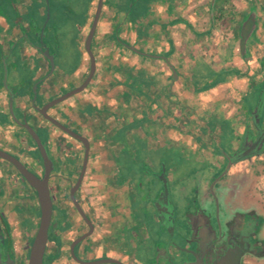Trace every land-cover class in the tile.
Instances as JSON below:
<instances>
[{
  "label": "crops",
  "instance_id": "0c3cea01",
  "mask_svg": "<svg viewBox=\"0 0 264 264\" xmlns=\"http://www.w3.org/2000/svg\"><path fill=\"white\" fill-rule=\"evenodd\" d=\"M97 2L51 0L46 39L55 67L48 75V62L29 42L38 43L44 0H0V147L37 166L26 153L33 152L30 139L8 109L13 93L15 114L39 129L54 159L58 229L49 248L53 253L59 243L66 264H86L70 252L88 226L65 210L83 146L44 122L32 106V86L41 80L36 105L42 106L84 82L90 69L84 41ZM251 11L255 26L243 54L240 29ZM90 47L94 72L87 85L48 109L88 143L77 196L93 230L74 247L80 259L167 264L174 251L165 245L152 206L167 186L187 198L179 213L189 218L197 244L202 235L214 237L207 225L211 194L226 207L251 205L264 215L254 188L264 160L233 162L208 195H198L250 132L249 109L264 72L258 69L264 63V0H103ZM162 175L164 186L157 179ZM27 195L20 175L0 160V218H13ZM243 264H264V254L244 256Z\"/></svg>",
  "mask_w": 264,
  "mask_h": 264
},
{
  "label": "flooded vegetation",
  "instance_id": "af4514ba",
  "mask_svg": "<svg viewBox=\"0 0 264 264\" xmlns=\"http://www.w3.org/2000/svg\"><path fill=\"white\" fill-rule=\"evenodd\" d=\"M44 3H45V19H44V22H43V25L41 26V28L36 32L38 43L35 44L33 41H29L30 44L34 48H36L42 55H43L42 50H39L38 46H39L40 32H41L43 26H44L43 41L45 44L48 45L49 52L53 54V52L50 50V45L48 44V41L46 39V35H47L48 29H49L50 24H51V0H48V6H49V18L48 19H46L47 4H46L45 0H44ZM95 11H96V9H95ZM93 18H94V15H93ZM93 18H92V21H93ZM92 21H91V23H92ZM90 26H91V24H90ZM240 31H241V29H240ZM86 37H87V35H86ZM85 40H86V38H85ZM84 44H85V41H84ZM84 49H85V47H84ZM44 58L48 62V60L45 56H44ZM48 64H49V62H48ZM258 69H259V72H261V73L264 71V63L263 62L260 64ZM53 70H52V72H53ZM49 71H50V68H49ZM49 71H48V75L52 73V72L49 73ZM40 81L41 80H38L35 83H37V82L39 83ZM38 83H37V85H38ZM32 88H33V86H32ZM257 88H259V89L256 93L255 101L253 102L251 108L249 109L248 118H249L250 132H248L244 135V138L239 142L238 148L233 152V154H232L233 156H231V158L238 156V159H235V161H233V162L248 161L249 159H252V158H255L258 161L264 160V99H262V96L260 94L264 88V72H263V76L261 78V82H259V85L257 86ZM63 94H61V95H63ZM61 95H59V96H61ZM57 97H55V98H57ZM36 98H37V86H36ZM13 99H14V97H13ZM53 99H51V100H53ZM9 100H10V98H9ZM51 100H49V101H51ZM31 101H32V106H33L32 97H31ZM49 101H47V102H49ZM34 104L36 105V100L34 101ZM36 106H38V105H36ZM42 106H38V107L40 108ZM8 109H9V102H8ZM47 113H48V110H47ZM38 114L43 118L44 122L57 127L52 122H50L49 120L44 118V116L41 113L38 112ZM51 117H53V116H51ZM11 118H12V116H11ZM19 119H21V118H19ZM54 119H56V118H54ZM12 121L17 125L18 128H20L22 131H24L25 134L30 139V143L32 145L33 152L26 151V153L28 155H30V157H32L33 159L37 160V163H36L37 166L33 167L31 165V163H28L23 157H19L13 153L1 148V147L0 148L4 151H7L8 153L14 155L16 158L21 160L29 170H31L34 173H36L37 175L41 176L42 172H43V165H42L41 157L39 155V151H38L36 145L32 141L28 132L23 127L19 126L13 120V118H12ZM57 121H59V120H57ZM60 123H62V122H60ZM58 129L61 132H63L64 134H66L70 139H74V140L80 142L79 140H77V139L73 138L72 136L68 135L67 133H65L60 128H58ZM35 130L37 131L40 139L46 143V149L48 151L50 158L53 161V169L50 171V175H49V188H50V195H51V200H52V215H51V222H50V226H49L48 240H47V244H46L45 252H44V256H43V264H66V262L63 259H61L60 250H59V248H60L59 243L55 244L56 248L59 251L57 250V251H54L53 253H51L50 248H49L50 243L53 241V233L58 229V228H55V218L53 216L54 198H53V191L51 189V182H50L51 176H52V173L54 170V159H53V156L51 155V153L49 151V146L47 144V140H45L44 138L41 137V134L39 133L38 128L37 129L35 128ZM258 138H259V142L257 143V145L253 149L249 150V148L257 141ZM80 143L83 146L82 142H80ZM247 150H249V151H247ZM84 151H85V148L83 146V156H84ZM242 153H245V154L241 155ZM83 156H82V163H83ZM228 157H230V156H228ZM228 157L226 158L225 164L222 166V168L220 170H218L216 172H212L209 175V178H208V181L206 183L205 188H201L199 190L198 195L201 194L200 197H204L203 195H208L210 192V189H212L215 186L216 182L226 175L225 173L228 172V170L231 167V164L233 163L232 162L230 164L229 168L226 169V166L228 163ZM261 158H263V159H261ZM87 159H88V157H87ZM0 160L6 162L12 168H14V170H16V168L11 163L6 161L5 159L0 158ZM82 163H81L79 171L77 172L75 180L70 185V187L67 191V199L69 202V207L65 208V210L68 214H71V212H73L77 217H79L82 220V222L84 224H86V226H88V230H87V232H85L84 234H82L76 240L73 241V243L71 244L70 256L72 258H74V260L79 262V263L93 262V261H99V260L100 261L96 262V264H98L100 262L114 263V262L108 261V260H116V259H112V258H102V259H96V260H92V261H83L74 252V247L77 244L81 243L84 239H86L93 230L92 222H91L90 218L87 216L86 212L81 207V205L78 201V196H77V192L79 191V187H80V184H81L83 177L80 181L79 186L76 188V190L74 192V198H75L76 202L78 203V205L80 206L81 210L84 212L86 217L89 219V221L92 225V228H90L88 223L82 217V215L78 211L77 207L75 206V204L71 198V189L74 187V185H75V183L79 177V174H80V171L82 168ZM16 172L20 175L23 182L26 184L27 188L31 191V196L27 195L26 198H24L23 200H20L19 210H18L17 214L12 216L13 218H11L9 221H7L3 218H0V264H27L30 246H31V243L33 241L35 232L37 230L38 222H39V216H36V214H35V212L37 210L39 211L36 192L33 188H31L28 185L26 180L22 177V175L17 170H16ZM84 172H85V170H84ZM160 175L161 174H159L158 176H160ZM83 176H84V174H83ZM157 179L160 180L161 185L164 186L166 178L164 179V176H163L162 178L159 177ZM164 190H165V187L162 188V193L159 196V198L152 201L153 202L152 206H153V209H154L156 216L158 217L159 224L166 231L167 237H166L165 245H166L168 250L174 251V254L168 253V258H167L166 263L167 264H191V263L195 264L193 255L190 252H188L187 250H194L198 253V246L199 245L197 244V241L193 238V233H192L193 230H192V226L189 222V218L185 215L184 212L179 213V209L185 205L187 198L182 193H180L179 191L178 192L176 191L172 194L170 188L168 189V186H167L170 203L172 205V214H173V218H174L173 240L175 242V246H173L172 244L169 243L168 230H167V226H166V220L168 219V214H169L170 208L168 206H165V202L163 199ZM211 197H212L213 203L211 205L210 212L208 213L209 215L207 216L209 218L207 225L209 227H211L212 228L211 231L214 232V237L210 241V244H209V245H211V247L209 248L211 250V252L217 253V251L221 249L220 247H222V241L224 239L225 240L228 239V236H229L228 230L231 228V226L234 224V222L237 219H240V218L251 219V218H253L256 221V226H254L253 234L250 236V242L253 244V248L248 249L246 246L241 245L244 247L245 253L242 256L239 264H243V257L244 256L262 255V253L264 254V236L261 235V229H262V226L264 224V215L260 214L259 212H256L251 205L246 206V208L243 206L241 207L239 205V206H237V208L232 209V206H228V207L224 206V204L221 202L220 197L217 194H214V195L211 194ZM164 213L166 215H164ZM39 215H40V211H39ZM245 215H246V217H245ZM257 215H258V217H257ZM213 221L215 222L214 226H213ZM201 233H202V231H201ZM200 238L205 239L203 237V235ZM73 244H74V246L72 247ZM218 246H220V247H218ZM177 247L184 248V249H179ZM212 253H206L204 258L206 259V257H208V259H209V257L212 255ZM70 256L67 255V257H68L67 259H68L69 263L71 262ZM176 256H179V257H176ZM116 261H118L120 264H123L119 260H116ZM86 264H93V263H86ZM114 264H117V263H114Z\"/></svg>",
  "mask_w": 264,
  "mask_h": 264
},
{
  "label": "water",
  "instance_id": "95a60500",
  "mask_svg": "<svg viewBox=\"0 0 264 264\" xmlns=\"http://www.w3.org/2000/svg\"><path fill=\"white\" fill-rule=\"evenodd\" d=\"M45 2L47 4L46 19H48L49 18L48 0H45ZM102 4H103V0H98L96 11L94 14V18H93V21H92L91 26L89 28V31H88V34H87V37L85 40V44H84L85 50H86V52L90 58L89 73H88L86 79L84 80V82L80 86H78L77 88H74V89L64 93L63 95L58 96L57 98H54L53 100L47 102L46 104H44L40 108L34 104V101L36 100V86H37L38 82L35 83L33 85V88H32L33 107L39 113H41L44 116V118H46L47 120L52 122L54 125H56L58 128L63 130L65 133H67L68 135H70L73 138L82 142V144L85 148L82 168H81L79 177H78L74 187L71 189V198H72L75 206L77 207L78 211L82 215V217L85 219V221L90 226V228H92V225H91L89 219L86 217V215L81 210L80 206L78 205V203L76 202V200L74 198V192L80 184V181L83 177L84 170H85L86 163H87V157H88L87 140L83 136L79 135L78 133H76L72 129L68 128L64 124L60 123L59 121H57L56 119L51 117L47 113V110L50 107H52L53 105L61 102L65 98L81 91L87 85L88 81L92 77V74L94 72V56L92 54L90 45H91V40H92L94 31L96 28L98 17H99L101 8H102ZM254 26H255V16L253 15V13L251 11L246 16V18H245V20L241 26V31H240V49L242 52H244L243 54L246 53V43H247V40L249 39L250 35L252 34V30H253ZM43 34H44V26L40 32L38 49L42 50L43 55L47 58L49 65H50L49 73H51L52 70L54 69V66H55L54 55L49 52L48 45L44 43ZM4 83H6V70H5ZM260 94L262 96V99H264V88ZM13 97H14L13 93H10V100H9L10 114H11L13 120L19 126L23 127L28 132L32 141L36 145V147L39 151V155L41 157L42 165H43L42 175L39 176L36 173H34L33 171L29 170L21 160L16 158L14 155L8 153L7 151L2 150L1 148H0V158L5 159L9 163H11L16 168V170L22 175V177L26 180L28 185L31 188H33L36 192V197H37V201H38L40 215H39V222H38L37 230L35 232L33 241H32L31 246H30L27 264H43V256H44L45 247H46L47 240H48L49 226H50L51 215H52V200H51L50 188H49V175H50V171L53 169V161L50 158L48 151L46 149V143L40 139L35 128L26 120L25 117H22L21 119H19L16 116V114L14 112V107H13ZM258 142H259V138L249 148V150L253 149L257 145ZM249 150H247V151H249ZM244 154L245 153H242L241 155H244ZM235 159H238V156L237 157L235 156L232 158L228 157V163H227L226 169L229 168L230 164L233 161H235ZM163 199L165 202V206H168L170 208L169 209L170 211L168 214V219L166 220L169 243L172 244L173 246H175V242L173 240L174 218H173V214H172V205L170 203L169 194H168V190L166 187L164 190ZM164 215H166V214L164 213ZM73 246H74V244L72 245V247ZM177 248L184 249V248H180V247H177ZM187 251L193 255L195 264H209L208 263V257H206V259L204 258L206 253H203L202 251H200L199 247H198V253L194 250H187ZM244 253H245V249L243 246H236V247H233V248H231L225 252L218 250L217 253L215 254L216 258L214 259L215 260L214 264H239ZM99 261L86 262V263H96ZM108 261L120 264L116 260H108ZM191 264H194V263H191Z\"/></svg>",
  "mask_w": 264,
  "mask_h": 264
},
{
  "label": "rangeland",
  "instance_id": "374dc122",
  "mask_svg": "<svg viewBox=\"0 0 264 264\" xmlns=\"http://www.w3.org/2000/svg\"><path fill=\"white\" fill-rule=\"evenodd\" d=\"M264 162V161H263ZM260 171L255 175L254 180H255V193L258 198H260V202L264 204V185L260 183L262 175L264 174V168L260 167ZM258 200V199H257ZM246 217V215H245ZM254 226H256V221L251 218V219H237L234 224L231 226V228L228 230V239H224L222 241V247H220L222 252H225L233 247L236 246H241L244 245L248 249L253 248V244L250 242V236L253 234L254 231ZM212 238L206 237L205 239H201L199 242V250L202 251L203 253H212L211 250L209 249L211 247L210 241ZM214 254V255H213ZM216 253H212V255L208 259L209 264H214L215 258H216Z\"/></svg>",
  "mask_w": 264,
  "mask_h": 264
},
{
  "label": "built area",
  "instance_id": "2783aa9c",
  "mask_svg": "<svg viewBox=\"0 0 264 264\" xmlns=\"http://www.w3.org/2000/svg\"><path fill=\"white\" fill-rule=\"evenodd\" d=\"M260 183L264 185V174L262 175Z\"/></svg>",
  "mask_w": 264,
  "mask_h": 264
},
{
  "label": "trees",
  "instance_id": "16d2710c",
  "mask_svg": "<svg viewBox=\"0 0 264 264\" xmlns=\"http://www.w3.org/2000/svg\"><path fill=\"white\" fill-rule=\"evenodd\" d=\"M35 214H36V216H39V211L37 210V211L35 212Z\"/></svg>",
  "mask_w": 264,
  "mask_h": 264
}]
</instances>
